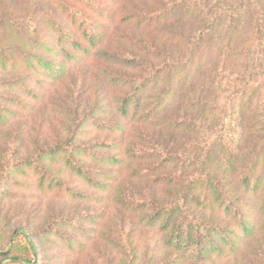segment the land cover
<instances>
[{"label":"trees","instance_id":"obj_1","mask_svg":"<svg viewBox=\"0 0 264 264\" xmlns=\"http://www.w3.org/2000/svg\"><path fill=\"white\" fill-rule=\"evenodd\" d=\"M42 1L34 2L27 12L22 11L20 21L17 18L0 20V24L8 22L7 29L20 38L15 45L12 40L7 41L11 48L5 51L1 47L7 44L0 43V65L7 72H15L22 66L24 73L30 72L42 77L41 80L63 82L68 79L64 64L49 58V54L43 55L38 51L39 46L34 50L40 42L42 29L54 32L52 35L48 31V36H53L61 49L70 46L89 53L106 42L109 27L105 22H115L118 14L111 10L108 0H47L49 4L44 8L39 4ZM151 1L153 8L123 13L121 22L148 31L173 19L189 24L192 30L187 38L179 41L187 43L186 54L167 52L165 45L153 40L133 38L129 41L137 53L105 52L103 55L132 69L128 72L105 66L103 73L110 78L108 83L117 89L113 98L117 114L140 126L128 128L131 139L125 147V155L130 160L125 167L130 177L138 181V188L118 186L113 200L125 211L136 213L135 218L158 230L167 251L161 264L202 263L212 257H238L242 252L238 244L240 239L254 242L264 236V0ZM30 45L32 48L34 45V49L27 52L25 49ZM41 45L42 49L56 53L54 46ZM213 45L217 61L208 71L216 76V81L208 82L206 88L211 96H198L195 103H185L187 119L182 118L174 126V131L187 132V140L178 146L156 144V140L146 136L148 129L144 127H158L161 121L157 119L171 107L158 101L154 106L143 104L145 90L164 77L168 86L175 80L177 89L191 85L196 79L192 71L202 68V51ZM180 70L186 73L176 80ZM240 88L242 92L237 93L235 90ZM6 110L0 104V121L5 120ZM70 114L71 122L81 121L79 126L74 130L66 128L65 137L59 136L53 146L38 149L39 161L35 164L42 173L41 183L47 178L48 162L61 160L70 173L98 188L100 182L87 159L102 162L108 159L109 164L123 165L124 162L106 152L114 148L109 140L106 144L100 140L78 144L77 129L87 121L106 136L124 129L118 124L92 118L93 109L86 115ZM143 141L152 147L145 149ZM249 147V164L238 170L239 160ZM26 164L32 167L34 160ZM170 170L178 172L170 173ZM142 182L148 183L150 188H168L169 199L160 202L153 192L140 187ZM200 191L211 200L202 204L201 195L196 194ZM241 194L255 195L259 201L256 209L262 214L255 223L250 214L243 212L247 204ZM208 213L227 214L232 221L226 223L209 217ZM129 234L131 232L117 233L116 238L109 241L122 252L121 255H126L124 264H135V256L128 250L129 243L123 240L130 237ZM262 248L255 249L253 255L244 257L240 264H264ZM14 249L12 246L8 252L1 253V259H9L12 264H32L28 258L15 256ZM28 252L37 254L33 241Z\"/></svg>","mask_w":264,"mask_h":264},{"label":"rangeland","instance_id":"obj_2","mask_svg":"<svg viewBox=\"0 0 264 264\" xmlns=\"http://www.w3.org/2000/svg\"><path fill=\"white\" fill-rule=\"evenodd\" d=\"M36 1L42 0H0V20L17 18L20 21L22 11L27 12ZM108 2L111 10L116 11L118 16L115 22H105L109 27L106 42L89 53L77 51L70 46H63L61 49L62 46L55 44L53 36H48V31L52 35L54 32L45 28L42 29L39 45L37 44L35 49L34 45L33 48L30 45L29 49H25L27 52L30 49L36 51L39 46L38 51L43 55L49 54V58L62 62L68 76L63 82L41 80L42 77L38 78L30 72L24 73L22 66L15 72H7L0 65V95H3L0 104L7 108L5 120L0 121V254L8 252L14 246L15 256L28 258L32 264H124L126 255H121L122 252L119 253L110 244L109 239H115L117 233L131 232L130 237L123 240L129 243L128 250H132L135 256L131 255L135 258V264H161L165 259L167 251L158 230L148 223L141 222L135 218L136 213L125 211L113 200V193L118 186L138 188V181L130 177L125 167L130 161L125 155V147L131 139L128 128L140 126L120 118L117 114L113 99L117 89L108 83L110 78L103 73L105 66L128 72H132V69L110 61L109 55H103L105 52L123 55L137 53L129 41L133 38L153 40L156 44L165 45L167 52L186 54L187 43L184 45L179 41L190 35L192 26L171 19L145 31L136 28L134 24L121 22V14L133 13L136 9L144 10L146 7L153 8L151 0ZM39 4L44 8L49 2L44 0ZM7 23L0 24V43L5 45L7 41L12 40V45H15L20 38L12 34L11 29H7ZM41 44H45L43 46L47 48L54 46L56 53L42 49ZM1 48L5 51L11 46L7 44ZM213 50L214 45L202 51V68L192 71L196 79L191 85L177 89L175 80L168 86L164 77L151 84L148 91L145 90L143 104L154 106L158 101L171 107L157 119L161 121L157 123L158 127H144L148 129L146 136L156 140V144L178 146L183 140H187V132L174 131V126L180 123L182 118L187 119L185 103H195L198 96H211L206 88L209 83L216 81V76L208 71V67L214 66L217 61ZM185 73L183 70L176 75L179 76L176 80L182 78ZM15 81L18 84H13ZM235 91L242 92L241 88ZM91 109L95 112L92 118L118 124L124 131L109 133L106 136L87 121L77 129L78 144L97 140L106 144L109 140L114 148L106 152L124 164H109L108 159L104 162L87 159L86 162L93 168L94 175L100 182V187L97 188L70 173L64 168L61 160L49 161L45 168L47 178L41 183L42 173L35 164L39 161L38 149L53 146L59 136L65 137L66 128L74 130L79 126L81 121L71 122L70 113L81 112L86 115ZM170 123L172 126H169ZM143 145L145 149L152 147L145 141ZM250 151L251 147L247 148V152L240 158L238 170L249 164L247 156ZM31 159L34 160L32 167L26 164ZM177 172L170 170V173ZM140 187L153 192L160 202L169 199V189L166 187L150 188L146 182H142ZM196 194L201 195L202 204L211 200L202 191ZM241 195V199L247 204L243 206V212L250 214V219L255 223L259 214H262L256 209L259 201L255 195ZM208 216L232 221L227 218V214L208 213ZM228 221L226 223H230ZM258 239L260 241L254 242L240 239L238 244L242 252L238 257H212L202 263L183 261L179 264H240L244 257L252 256L255 249L264 248V236ZM31 241L37 248V254L28 252ZM0 264L12 263L9 259L0 257Z\"/></svg>","mask_w":264,"mask_h":264}]
</instances>
